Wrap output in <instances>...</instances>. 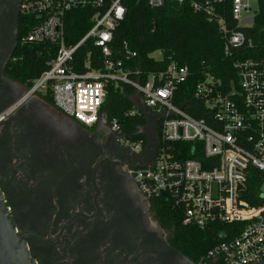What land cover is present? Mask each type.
<instances>
[{"label":"built area","instance_id":"obj_1","mask_svg":"<svg viewBox=\"0 0 264 264\" xmlns=\"http://www.w3.org/2000/svg\"><path fill=\"white\" fill-rule=\"evenodd\" d=\"M147 2L160 7L166 0ZM200 7L195 4L196 9ZM251 8V0H233V16L240 26L241 21H250L242 17ZM20 9L28 19L22 43L48 42L58 49L49 69L11 110L25 99L51 92L53 105L64 115L93 126L106 118L102 107L107 85H132L160 122L164 144L160 149L158 145L149 163L131 170L142 194L168 203L181 216L183 225L205 229L214 223L240 224L234 235H221L222 240L208 251L203 264H257L264 260V59L246 58L235 63L237 87L225 90L212 76L200 82L195 89L197 104L210 116L196 118L174 102L179 87L189 79L187 66L172 62L165 72L151 75L145 83L131 80L120 62L110 60L101 68L92 67L87 60L86 71L73 70L77 51L89 41L103 57L111 56L114 30L126 14L122 0H21ZM81 10L91 11L93 26L79 42L68 43L67 21L71 13ZM208 12L212 14L211 7ZM218 23L226 40V56L247 43L243 32L228 31L223 19ZM112 125L120 131L116 121ZM126 141L136 152L144 148L142 141ZM186 143L196 144L194 153L201 146L202 158L185 159L168 146Z\"/></svg>","mask_w":264,"mask_h":264},{"label":"flooded vegetation","instance_id":"obj_2","mask_svg":"<svg viewBox=\"0 0 264 264\" xmlns=\"http://www.w3.org/2000/svg\"><path fill=\"white\" fill-rule=\"evenodd\" d=\"M20 6L0 0V190L34 263L203 264L173 246L172 230L131 172L154 158L150 110L141 111L140 152L107 118L82 125L39 95L11 110L28 89L11 74Z\"/></svg>","mask_w":264,"mask_h":264},{"label":"trees","instance_id":"obj_3","mask_svg":"<svg viewBox=\"0 0 264 264\" xmlns=\"http://www.w3.org/2000/svg\"><path fill=\"white\" fill-rule=\"evenodd\" d=\"M112 1L105 0L107 3ZM256 1L258 7L253 25L245 27L240 26L233 16V0H166L160 7H151L147 0H122L126 14L114 30L111 56L103 57L99 48L89 41L77 51L73 70L86 71L87 60H91L92 67L98 68L104 66L105 60H110L120 62L131 80L145 83L151 75L165 72L172 62L187 66L189 79L179 87L174 102L192 116L208 119L209 111L197 104L196 86L212 76L221 82L225 90L233 85L237 87L235 63L246 58L264 59V0ZM195 4L200 5V9H196ZM209 7L212 14L208 12ZM89 15V10L71 13L66 28L68 43L79 42L93 26ZM220 19L224 20L228 31H241L247 40L244 45L233 48L229 56L224 52L226 40L218 23ZM27 30L28 19L22 15L15 53L17 61L11 66V74L30 88L49 69L48 63L55 58L58 47L48 42L22 43ZM157 51L162 52L161 59L152 56ZM136 95V89L130 84L110 82L102 112L110 123L117 122L126 139L142 141L145 146L146 138L141 128L147 125V119L135 103ZM43 98L53 104L51 92ZM134 110L139 112L132 113ZM160 126L158 122L159 149L164 145ZM168 146L171 151L181 152L185 159H201L203 155L201 146L194 153V143ZM151 203L158 210L161 223L172 230L173 246L195 263H203L208 251L222 240L224 232L230 236L240 229L239 223H214L205 229L183 225L181 216L168 203L155 199Z\"/></svg>","mask_w":264,"mask_h":264},{"label":"water","instance_id":"obj_4","mask_svg":"<svg viewBox=\"0 0 264 264\" xmlns=\"http://www.w3.org/2000/svg\"><path fill=\"white\" fill-rule=\"evenodd\" d=\"M137 107L145 113L148 108L144 104L140 94L135 97ZM74 120V119H73ZM159 145V137H156V150ZM155 155V154H154ZM1 182V179H0ZM165 195V192L163 193ZM0 264H35L32 260L23 236L14 228L10 213L5 204L4 196L0 190Z\"/></svg>","mask_w":264,"mask_h":264},{"label":"rangeland","instance_id":"obj_5","mask_svg":"<svg viewBox=\"0 0 264 264\" xmlns=\"http://www.w3.org/2000/svg\"><path fill=\"white\" fill-rule=\"evenodd\" d=\"M251 5H252V8L250 11L248 12H244L243 14V19L245 18H249L250 21L249 22H242L241 21V25L242 26H245V27H250L253 25V20H254V16H255V12L257 10V1L256 0H251ZM154 58L156 59H161L162 58V52L161 51H157L155 52L153 55H152Z\"/></svg>","mask_w":264,"mask_h":264},{"label":"crops","instance_id":"obj_6","mask_svg":"<svg viewBox=\"0 0 264 264\" xmlns=\"http://www.w3.org/2000/svg\"><path fill=\"white\" fill-rule=\"evenodd\" d=\"M60 111V110H59ZM61 112V111H60Z\"/></svg>","mask_w":264,"mask_h":264}]
</instances>
